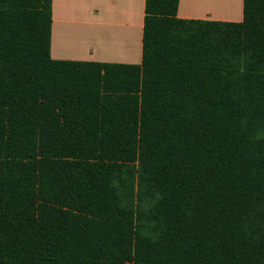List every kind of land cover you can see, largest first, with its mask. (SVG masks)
I'll use <instances>...</instances> for the list:
<instances>
[{"label":"trees","instance_id":"obj_1","mask_svg":"<svg viewBox=\"0 0 264 264\" xmlns=\"http://www.w3.org/2000/svg\"><path fill=\"white\" fill-rule=\"evenodd\" d=\"M179 2L123 65L52 59V0H0V264H264V0Z\"/></svg>","mask_w":264,"mask_h":264},{"label":"crops","instance_id":"obj_2","mask_svg":"<svg viewBox=\"0 0 264 264\" xmlns=\"http://www.w3.org/2000/svg\"><path fill=\"white\" fill-rule=\"evenodd\" d=\"M146 0H52V59L139 65ZM180 19L241 22L243 0H180Z\"/></svg>","mask_w":264,"mask_h":264}]
</instances>
